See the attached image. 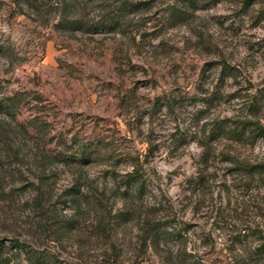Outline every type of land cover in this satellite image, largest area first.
Masks as SVG:
<instances>
[{"label":"rangeland","instance_id":"1","mask_svg":"<svg viewBox=\"0 0 264 264\" xmlns=\"http://www.w3.org/2000/svg\"><path fill=\"white\" fill-rule=\"evenodd\" d=\"M120 1L0 0V240L26 263L264 264V175L245 169L264 133L235 129H264V0L60 27ZM133 171L141 189L119 183Z\"/></svg>","mask_w":264,"mask_h":264},{"label":"trees","instance_id":"2","mask_svg":"<svg viewBox=\"0 0 264 264\" xmlns=\"http://www.w3.org/2000/svg\"><path fill=\"white\" fill-rule=\"evenodd\" d=\"M63 3V8L69 10L72 6V2H74L75 7L78 5V1L83 0H61ZM107 0H103L106 2ZM190 6L195 5V0H186ZM146 1H137V0H121L120 2H116L114 6L112 4H108L105 6L106 12L94 23H89L85 21H81L79 19H69L67 16H64L60 22V27L64 30H84V31H98L104 30L107 32L115 31L121 26V21L123 18L135 11L139 8L144 7ZM240 129L238 136L242 137L244 133L250 129V133L252 132L255 135H261L264 133V129L262 132L260 130H256V128H252L246 122H244L241 126H237L235 129ZM233 133H236V130H233ZM246 170L250 171L251 175H264V164H255L250 167H246ZM116 178V177H115ZM117 179V178H116ZM121 185H126L127 187H131L134 185H138V189H141L144 184V179L141 175H139L136 171H133L125 176L121 182ZM263 242L259 246V253L264 255V236L260 238ZM17 247L21 245L19 242L16 243ZM27 263L22 260H16L14 256L9 254L8 247L0 240V264H45L43 259L39 256H31L27 257Z\"/></svg>","mask_w":264,"mask_h":264}]
</instances>
